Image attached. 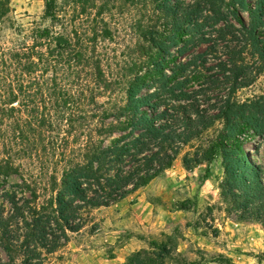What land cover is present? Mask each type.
<instances>
[{"label":"trees","instance_id":"16d2710c","mask_svg":"<svg viewBox=\"0 0 264 264\" xmlns=\"http://www.w3.org/2000/svg\"><path fill=\"white\" fill-rule=\"evenodd\" d=\"M129 1L135 10L147 12L151 23L155 22L153 28L163 23L170 34L145 30L142 23L137 26L148 44L139 49L149 54L140 61L138 69L146 67L139 72L146 70L157 77L148 94L139 95L144 84L139 85L142 78L136 72L122 100L106 107L100 104L101 98L116 90L95 55L99 32L102 39L111 37L104 19L107 6L97 0L69 3L79 16L93 23L91 65H73L76 73L72 69L70 75L79 82L80 74L85 73L86 82L79 86L74 82L67 89L65 65L39 64L46 56L65 60V37L56 27L67 3L61 11L59 0L45 1L43 20L52 28L37 31L33 45L15 56L18 65H3L7 74L0 86L2 103L17 104L18 109L6 111L0 103V177L24 179L28 162L43 166L42 170L53 165V170L45 204H38L34 181L24 180L32 199L18 198L16 193L5 195L11 210L0 213V248L7 257L0 264H46L43 255L57 253L61 242L69 241V234L85 228L93 212L111 208L148 187L171 170L182 148L203 142L218 125L223 127L218 142L200 145L192 158L183 160V168L191 173L207 166L208 173L209 165L220 157L223 182L219 189L224 203L231 213L239 214L240 223L264 227V172L238 146L239 139L249 133L264 137V103L236 101L237 93L254 85L264 73V0L252 5L248 0ZM240 12L247 14V23ZM169 46L180 47L182 56L189 48L206 49L171 69L163 65ZM220 49L225 50L224 62L217 59ZM86 51L78 57L89 62ZM209 56L219 61L221 77L230 91L218 107L205 110L186 86L192 76L203 75ZM25 60L28 62L20 65ZM72 104L82 107V116H74L77 121L72 114L65 119V108ZM8 119L12 120L10 127L5 125ZM65 120L69 128L75 122L81 128L65 132ZM70 139L72 148L65 146ZM231 140L237 145L226 144ZM247 142L242 146L249 147ZM177 252L178 243L172 237L150 239L148 248L127 257L125 264H189Z\"/></svg>","mask_w":264,"mask_h":264},{"label":"rangeland","instance_id":"374dc122","mask_svg":"<svg viewBox=\"0 0 264 264\" xmlns=\"http://www.w3.org/2000/svg\"><path fill=\"white\" fill-rule=\"evenodd\" d=\"M46 0H0V86L7 74V69L3 65H18L14 62L15 56L23 54L27 47L34 43L33 38L39 29L52 28V25L45 23L44 10ZM60 11L57 32L65 37V60H55L43 58L40 65H65V87L70 89L73 83L79 86L88 80L85 73L80 74L79 82L71 78V70L75 71L73 65H91L90 52L93 40V23L91 20L78 15V11L73 10L71 0H59ZM255 0H248L250 5ZM99 5L107 6V14L104 16L105 22L111 32L108 39L99 38L96 48V57L100 59L107 80L113 83L115 93L111 96L101 98L100 104L106 107L109 102L122 100L127 93V85L135 81L136 72L140 61L148 54L141 52L140 46L148 44L143 40V35L137 29L142 23L146 29H157L165 31L163 23H158L155 28L151 23L153 19L147 17L144 10H135L129 0H97ZM151 15H153L151 13ZM243 20L247 23V14L240 12ZM239 28L238 26H236ZM167 33V32H166ZM169 32L167 33L168 36ZM170 35V34H169ZM214 41L217 37L214 36ZM180 47L169 46L168 55L165 57L163 65H178L181 62H189L198 53L205 51V46L194 50L189 48L188 52L182 56L179 54ZM82 50H87L86 58L89 62L80 60L78 54ZM45 53V49L41 50ZM145 55V56H144ZM37 63L36 58H33ZM217 59L226 61L225 50L220 49ZM209 56L208 65L202 71V76H192L186 90L192 93L195 103L201 109H215L228 96L230 88L221 77L219 71V61ZM27 60L20 65H25ZM77 70V69H76ZM79 72L80 69L78 70ZM140 77L144 84L139 95H146L150 92L157 77L147 74L142 70ZM253 75L257 71L252 70ZM171 75V74H168ZM51 77V73L48 74ZM213 78L212 80H209ZM74 93L77 87L72 88ZM3 87H0V103L6 111L18 109L17 104L5 106L3 104ZM110 98V100L108 99ZM24 99L22 98L21 101ZM239 103L260 101L264 103V73L251 87L239 91L236 95ZM75 117L82 116V107L72 104L65 108V119L69 115ZM11 113H8L10 116ZM75 116V117H74ZM8 119L5 125L12 123ZM65 120V132L79 131L81 125L74 123L73 127H68ZM223 127L218 125L204 136L203 142H195L192 145L182 148L180 156L173 164L171 170L163 176L153 181L148 187L138 191L144 200L142 211L149 214L150 221L145 225L156 227L155 232L150 236L156 241L164 240L165 237H172L178 243V258L184 259L189 264H264V227L260 224H242L238 221L239 214L231 213V208L224 203L220 185L223 182L222 160L215 158L208 167L201 166L189 173L183 168V160L192 158L199 151L200 145L205 142L217 143ZM248 141L249 147L242 146ZM73 140L65 142V146L74 147ZM228 145H237L236 141H227ZM239 147H243L249 160L264 172V137L259 139L253 133L239 139ZM52 165V164H51ZM26 170L24 179L19 177H0V213L7 214L11 207L5 200L6 194L16 193L18 198L32 199V193L25 186L33 181L37 183V194L39 205L45 204L50 197L47 193L49 188V178L52 174L53 165L50 169L42 170L41 165L28 162L25 164ZM47 168V167H46ZM33 175V178L31 179ZM25 180V181H24ZM150 205V207H148ZM113 208V206H112ZM112 208L101 209L93 212L90 221L85 228L77 234H69V241L61 242L57 253L52 256L43 255L46 264H110L115 252L114 246L110 245L113 239H118L117 247L125 242H129V226L120 221L119 212ZM186 208L188 212H181ZM165 211H169L172 216L167 218ZM126 232L127 234H121ZM121 235V236H120ZM120 236V237H119ZM126 238V239H125ZM137 247L141 248L140 244ZM0 260L6 263L7 257L0 248ZM174 264V263H172Z\"/></svg>","mask_w":264,"mask_h":264},{"label":"crops","instance_id":"0c3cea01","mask_svg":"<svg viewBox=\"0 0 264 264\" xmlns=\"http://www.w3.org/2000/svg\"><path fill=\"white\" fill-rule=\"evenodd\" d=\"M150 207V205H148ZM112 208V207H111ZM144 208V200L140 197V193L137 192L124 200L123 202L113 206V210L119 212L118 218L123 223H126L129 226V242H125L121 246L117 247L118 239H113L110 242V245L114 246L115 252L110 264H125L126 258L130 255L145 250L148 248V241L151 239L150 236L155 232L156 227L151 225H145L146 222L150 221L151 216L145 214L142 211ZM167 218H170L172 214L169 211H165ZM121 234H127L123 232ZM150 235V236H149ZM121 236V235H120ZM119 236V237H120ZM126 239V238H125ZM133 241H136L141 248L137 247V244Z\"/></svg>","mask_w":264,"mask_h":264}]
</instances>
